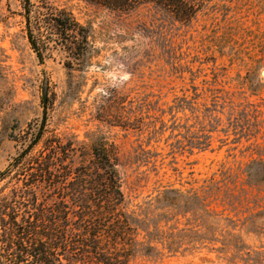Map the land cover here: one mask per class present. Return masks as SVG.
Here are the masks:
<instances>
[{"label":"rangeland","instance_id":"374dc122","mask_svg":"<svg viewBox=\"0 0 264 264\" xmlns=\"http://www.w3.org/2000/svg\"><path fill=\"white\" fill-rule=\"evenodd\" d=\"M60 10L91 30L83 68L29 42V22ZM263 71L264 0H212L191 23L151 4L0 0V174L48 86L47 136L116 146L127 264H264Z\"/></svg>","mask_w":264,"mask_h":264},{"label":"trees","instance_id":"16d2710c","mask_svg":"<svg viewBox=\"0 0 264 264\" xmlns=\"http://www.w3.org/2000/svg\"><path fill=\"white\" fill-rule=\"evenodd\" d=\"M87 1L125 12L151 4L191 23L212 0ZM91 38L90 28L67 10L28 26L39 60L59 48L69 57V71L86 65L94 50ZM41 102L42 119L29 125L25 148L0 174L1 182L8 180L0 196V264H127L135 230L124 208L116 146L104 138L87 146L47 136L48 86Z\"/></svg>","mask_w":264,"mask_h":264},{"label":"water","instance_id":"95a60500","mask_svg":"<svg viewBox=\"0 0 264 264\" xmlns=\"http://www.w3.org/2000/svg\"><path fill=\"white\" fill-rule=\"evenodd\" d=\"M262 76L264 77V71L262 72Z\"/></svg>","mask_w":264,"mask_h":264}]
</instances>
